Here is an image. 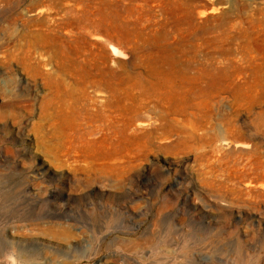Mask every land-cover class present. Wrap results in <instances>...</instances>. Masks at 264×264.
<instances>
[{
	"label": "rangeland",
	"instance_id": "374dc122",
	"mask_svg": "<svg viewBox=\"0 0 264 264\" xmlns=\"http://www.w3.org/2000/svg\"><path fill=\"white\" fill-rule=\"evenodd\" d=\"M0 264H264V0H0Z\"/></svg>",
	"mask_w": 264,
	"mask_h": 264
}]
</instances>
